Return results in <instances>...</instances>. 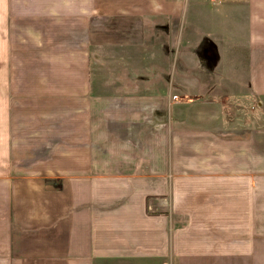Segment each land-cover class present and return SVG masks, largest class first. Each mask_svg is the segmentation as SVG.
<instances>
[{
  "label": "crops",
  "instance_id": "crops-1",
  "mask_svg": "<svg viewBox=\"0 0 264 264\" xmlns=\"http://www.w3.org/2000/svg\"><path fill=\"white\" fill-rule=\"evenodd\" d=\"M0 264H264V0H0Z\"/></svg>",
  "mask_w": 264,
  "mask_h": 264
},
{
  "label": "rangeland",
  "instance_id": "rangeland-1",
  "mask_svg": "<svg viewBox=\"0 0 264 264\" xmlns=\"http://www.w3.org/2000/svg\"><path fill=\"white\" fill-rule=\"evenodd\" d=\"M107 57H109L110 58V55H107ZM104 60H106V58L104 59ZM107 68L110 66V62H107V61H101ZM102 64V65H103ZM237 81H238V84H240V81H243L242 79H236ZM222 86H223V84H222ZM224 87V86H223ZM221 89H223L222 87H221Z\"/></svg>",
  "mask_w": 264,
  "mask_h": 264
},
{
  "label": "built area",
  "instance_id": "built-area-1",
  "mask_svg": "<svg viewBox=\"0 0 264 264\" xmlns=\"http://www.w3.org/2000/svg\"><path fill=\"white\" fill-rule=\"evenodd\" d=\"M172 98H173V100H174V99H176V98H177V96H176V95H173V97H172Z\"/></svg>",
  "mask_w": 264,
  "mask_h": 264
}]
</instances>
